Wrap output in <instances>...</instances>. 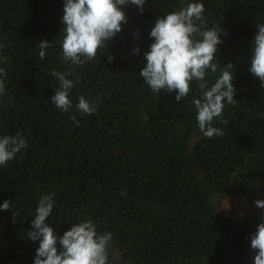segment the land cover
<instances>
[{
  "label": "trees",
  "instance_id": "obj_1",
  "mask_svg": "<svg viewBox=\"0 0 264 264\" xmlns=\"http://www.w3.org/2000/svg\"><path fill=\"white\" fill-rule=\"evenodd\" d=\"M189 2L204 4L207 27L227 32L215 59L234 65L237 104L225 103L222 120L214 119L222 136L199 129L198 82L177 103L175 91L157 94L139 74L155 19ZM63 5L0 0V137L20 132L27 141L0 166V204L10 201L0 210V264H33L39 241L28 237L30 222L49 193L54 207L45 223L58 237L84 220L112 233L108 264H254L250 238L263 223L254 202L264 200V87L249 69L264 0H145L142 12L129 3L121 6V31L82 66L62 58ZM41 40L50 43L43 59ZM53 71L71 73L69 112L51 101L60 87ZM219 75V68L206 74L209 86ZM81 95L95 102L94 114L75 109ZM247 202L254 208L233 213Z\"/></svg>",
  "mask_w": 264,
  "mask_h": 264
},
{
  "label": "clouds",
  "instance_id": "obj_2",
  "mask_svg": "<svg viewBox=\"0 0 264 264\" xmlns=\"http://www.w3.org/2000/svg\"><path fill=\"white\" fill-rule=\"evenodd\" d=\"M129 3L142 12L145 0H64V35L61 40L63 60L81 66L85 60H93L99 49L106 48V41L121 31V24L127 22L121 6ZM204 11L203 3L189 2L178 11L157 17L149 33L153 42L144 53L146 64L139 74L157 94L161 90L169 93L175 91L177 103L188 96L192 90L191 82H198L202 98L193 100L197 110L196 120L203 135L211 138L223 135L222 129L212 125L214 119L222 120L225 103L234 106L237 101L234 99L235 88L232 83L233 63L221 67L215 59L217 46L223 42V30L218 24L207 27ZM257 28L251 47L249 71L264 87V23L257 24ZM223 35H227V32H223ZM37 47L40 49L39 57L43 59L50 43L41 40ZM134 52H139L138 46ZM112 59L109 55L108 60ZM218 68L220 75L209 86L206 74L216 73ZM4 75L5 70L0 68V76ZM52 75L59 80L60 87L51 96V101L56 108L69 112L72 106L69 92L74 84L67 77L71 73L53 71ZM4 89L5 85L0 80V94L4 93ZM78 101L76 110L89 115L95 113V102H89L82 95ZM70 118L79 123L75 116ZM26 147L27 141L20 132L0 137V166H6ZM53 196V193H49L40 197L36 215L30 222L32 230L28 232V237L39 241L33 264H108L111 232L98 233L91 220H84L72 224L58 237L53 228L45 223L53 211ZM254 203L264 209V200L257 199ZM9 207L8 200L0 204V210L7 211ZM16 216L13 213L14 221ZM250 247L255 250L254 264H264V223L257 224L256 232L250 238Z\"/></svg>",
  "mask_w": 264,
  "mask_h": 264
},
{
  "label": "rangeland",
  "instance_id": "obj_3",
  "mask_svg": "<svg viewBox=\"0 0 264 264\" xmlns=\"http://www.w3.org/2000/svg\"><path fill=\"white\" fill-rule=\"evenodd\" d=\"M235 209L233 211L234 214H243L245 213L247 210H250V209H253L254 206L252 204H249L247 202V204L244 206V204H235ZM229 209V206L228 205H224V207L221 209L223 212H226L227 210ZM255 210L258 212L259 216H260V219L261 221L264 223V209H261V208H257L255 207Z\"/></svg>",
  "mask_w": 264,
  "mask_h": 264
}]
</instances>
